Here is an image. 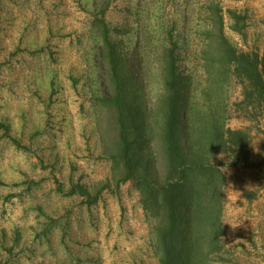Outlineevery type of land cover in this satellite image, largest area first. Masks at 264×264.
<instances>
[{"label":"rangeland","instance_id":"rangeland-1","mask_svg":"<svg viewBox=\"0 0 264 264\" xmlns=\"http://www.w3.org/2000/svg\"><path fill=\"white\" fill-rule=\"evenodd\" d=\"M210 1L232 46L264 55V0H0V264H160L138 194L116 187L103 154L101 134L113 137L115 122L101 105L109 68L95 23L127 58L142 44L154 105L155 52L183 32L184 16L191 52L180 67L201 80ZM227 11L244 18L240 33ZM229 95L241 99L236 87ZM246 109L233 108L227 123L248 134L246 160L216 157L226 188L212 264H264V111ZM80 189L96 201L88 206Z\"/></svg>","mask_w":264,"mask_h":264},{"label":"trees","instance_id":"trees-1","mask_svg":"<svg viewBox=\"0 0 264 264\" xmlns=\"http://www.w3.org/2000/svg\"><path fill=\"white\" fill-rule=\"evenodd\" d=\"M205 9L207 29L195 59L201 80L180 67L191 52L184 16L183 32L169 35L155 52L160 94L154 105L144 80L148 65L142 44L127 58L120 42L111 41L104 21L95 23L102 34L101 59L109 68L101 105L115 122L113 137L101 134L103 154L116 187L130 183L138 194L152 222L160 264H212V257L220 255L226 176L216 157L240 153L247 158L248 134L227 127L233 108L264 111V55L237 50L224 34L222 8L210 1ZM227 13L231 29L240 33L244 18ZM234 87L241 99L231 102ZM80 192L88 206L97 199Z\"/></svg>","mask_w":264,"mask_h":264}]
</instances>
